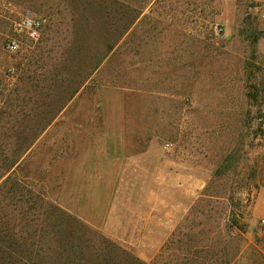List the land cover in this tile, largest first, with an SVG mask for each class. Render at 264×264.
Here are the masks:
<instances>
[{"label":"rangeland","instance_id":"rangeland-1","mask_svg":"<svg viewBox=\"0 0 264 264\" xmlns=\"http://www.w3.org/2000/svg\"><path fill=\"white\" fill-rule=\"evenodd\" d=\"M0 80V264H264V0H0Z\"/></svg>","mask_w":264,"mask_h":264},{"label":"built area","instance_id":"built-area-1","mask_svg":"<svg viewBox=\"0 0 264 264\" xmlns=\"http://www.w3.org/2000/svg\"><path fill=\"white\" fill-rule=\"evenodd\" d=\"M44 30L42 19L32 13L24 15L16 27V35L9 38L6 49L9 53H16L23 47L22 39H27L31 43H37ZM4 94V82L0 80V101Z\"/></svg>","mask_w":264,"mask_h":264},{"label":"trees","instance_id":"trees-1","mask_svg":"<svg viewBox=\"0 0 264 264\" xmlns=\"http://www.w3.org/2000/svg\"><path fill=\"white\" fill-rule=\"evenodd\" d=\"M258 95H257V93H256V91H252V92H250L249 93V97L252 99V98H256Z\"/></svg>","mask_w":264,"mask_h":264}]
</instances>
